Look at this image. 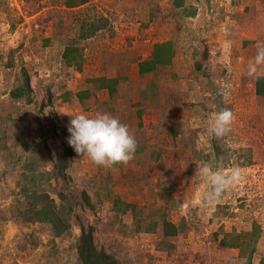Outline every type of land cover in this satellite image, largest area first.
I'll list each match as a JSON object with an SVG mask.
<instances>
[{"label":"rangeland","instance_id":"374dc122","mask_svg":"<svg viewBox=\"0 0 264 264\" xmlns=\"http://www.w3.org/2000/svg\"><path fill=\"white\" fill-rule=\"evenodd\" d=\"M172 1L86 0L74 8L65 7V0L0 1V92L25 78L32 97L23 103L22 97L11 101L9 88L0 94L3 150H22L20 162L0 174V207H17L19 168L33 147L41 148L36 168L53 172L49 194L75 210L68 214L66 237L53 235L48 223L23 225L21 232L33 234V245L30 240L24 248L11 238L19 226L8 221L0 264H75L77 244L88 231L123 264H245L222 238L250 230L254 222L260 235L252 264L264 257V96L255 91L264 69L248 74L256 44L264 42V0H183L181 7ZM98 16L108 29L78 38L80 22ZM162 41L173 44L171 62L141 75L139 61ZM68 44L80 48L73 51V64L62 55ZM97 76L116 77V90L109 94L88 81ZM224 81L232 84L228 98L220 91ZM83 89L89 96L77 97ZM224 108L235 116L232 131L209 136L208 120ZM97 112L128 126L137 141L135 158L104 168L72 148L60 171L54 161L69 146L71 116ZM205 162L242 170L239 183L211 205L202 201V181L195 175ZM82 191L93 209L83 208ZM115 199L136 207L121 211L120 202L115 212ZM160 211L179 226L175 236L163 238Z\"/></svg>","mask_w":264,"mask_h":264},{"label":"trees","instance_id":"16d2710c","mask_svg":"<svg viewBox=\"0 0 264 264\" xmlns=\"http://www.w3.org/2000/svg\"><path fill=\"white\" fill-rule=\"evenodd\" d=\"M1 1V0H0ZM86 0H65V7L74 8L78 5H81ZM174 7H181L183 5V0H173ZM1 4V3H0ZM188 11L193 13L194 9ZM108 26L106 24V19L102 16L94 17L90 21L80 22L78 38L86 39L92 36L96 31L107 30ZM80 50L76 45L68 44L63 50V57L68 62V64H73V51ZM16 49L10 51V58L13 59V53ZM174 48L171 41H162L155 43L152 49V55L150 58L143 59L138 63V72L142 74H148L154 72L159 66L168 65L173 57ZM76 65H79V60H73ZM12 64V63H11ZM25 78L20 82H14L9 88L8 95L11 101L17 100L22 97L24 100L23 103H29L32 99L31 97V87L29 83L23 82ZM88 81L94 83L99 88H106L109 94H112L116 90L118 84V79L116 77H106V76H97L88 79ZM6 89H3L0 94L6 92ZM255 91L256 94L264 96V75H258L255 80ZM90 94L89 89H83L76 92V96L79 98L87 97ZM140 109L136 111L137 118L140 117ZM23 146L21 148H26L24 140H20ZM4 139L0 136V174L1 172H6L10 169L11 166L17 165L21 160L22 150L17 149L16 145H13L12 149H4ZM64 153L60 156L59 159L55 160V165H60L59 170L67 166L66 163L70 161L73 157L74 151L72 147L65 146ZM31 151L30 159H27L24 165L19 168L21 169L20 176L22 178L16 181L17 186L20 187V192L17 196L16 203L13 205L17 206L10 211L2 210L0 207V236H3L6 232V223L8 221H13L20 228L12 238V241L19 243L20 248L27 246V242L31 240L33 245L32 233L21 232L23 225H29L31 223H48L51 226L53 235H58L62 237L69 236V215L75 210L72 206L66 204H57L53 197L49 194L47 188L50 186V178L53 177V172L44 171L38 169L37 164H39L42 159L40 156L41 148H33ZM138 149V147H137ZM136 149V150H137ZM213 153L215 156L220 154L218 143L215 139L213 143ZM222 160V159H221ZM15 194L17 191H14ZM83 197L85 196V205L83 208L88 207L89 209L94 208V202L90 200L84 191H82ZM61 195V193H59ZM62 196V195H61ZM123 207L121 211H127L128 209H135V205L131 202L120 201ZM119 201L114 200L112 205V210L117 212L119 211ZM13 207V206H11ZM9 212V213H8ZM78 220L82 221L81 217L78 214H74ZM161 230L163 238L170 236H175L179 232V226L173 223L170 220H167L165 214L160 211V221ZM156 224V223H154ZM84 229V227H83ZM260 235L259 224L253 223L250 230L244 231L238 234L224 235L222 238L223 246L225 248H237L241 256H244L245 264H252V255L256 249L258 237ZM78 257L75 264H123L119 262L115 256L106 253V250L102 245L96 244L95 240L92 238L90 231L83 234L80 237V241L77 244ZM258 264H264V257H262Z\"/></svg>","mask_w":264,"mask_h":264},{"label":"clouds","instance_id":"9594fccd","mask_svg":"<svg viewBox=\"0 0 264 264\" xmlns=\"http://www.w3.org/2000/svg\"><path fill=\"white\" fill-rule=\"evenodd\" d=\"M229 67L230 61H226L225 69L228 70ZM261 69H264V42L258 41L256 54L248 65V74L256 76ZM231 89L232 84L228 81L220 85L221 94L225 98L230 96ZM71 117L67 143L77 155L86 156L93 164L104 168L127 165L135 158V136L118 118L106 112H97L93 116L80 113ZM234 119L233 112L228 108L214 113L208 120V135L216 138L227 136L232 131ZM195 175L202 181V201L211 205L219 203L223 195L239 183L242 170L239 167L226 171L214 169L210 163L205 162L196 169Z\"/></svg>","mask_w":264,"mask_h":264}]
</instances>
